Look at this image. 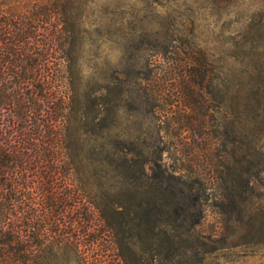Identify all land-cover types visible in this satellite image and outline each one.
Wrapping results in <instances>:
<instances>
[{
    "label": "rangeland",
    "instance_id": "1",
    "mask_svg": "<svg viewBox=\"0 0 264 264\" xmlns=\"http://www.w3.org/2000/svg\"><path fill=\"white\" fill-rule=\"evenodd\" d=\"M230 11L213 0H85L75 20L84 84L105 88V214L140 199L123 176L111 188L106 158L117 134L127 148L150 147L167 171L159 204L193 207L189 264H264V106L248 104L264 75V43L242 37L247 17L262 16ZM247 173L260 176L244 194ZM238 193L243 213L230 204Z\"/></svg>",
    "mask_w": 264,
    "mask_h": 264
},
{
    "label": "trees",
    "instance_id": "2",
    "mask_svg": "<svg viewBox=\"0 0 264 264\" xmlns=\"http://www.w3.org/2000/svg\"><path fill=\"white\" fill-rule=\"evenodd\" d=\"M84 1L0 0V264H189L183 238L199 224L193 207L159 204L167 171L150 147L127 148L117 134L106 158L111 188L123 176L140 199L105 214V88H86L75 57ZM261 1L213 3L236 15L254 9L262 20L247 17L243 41L264 43ZM259 62L263 69L264 55ZM261 77L250 105L264 106ZM109 98L116 132L119 108ZM247 174L244 194L260 176ZM242 196L230 201L240 213ZM221 208L230 216L231 207Z\"/></svg>",
    "mask_w": 264,
    "mask_h": 264
}]
</instances>
